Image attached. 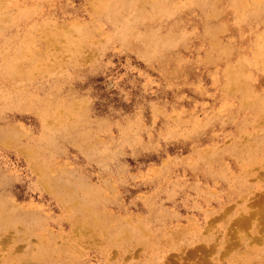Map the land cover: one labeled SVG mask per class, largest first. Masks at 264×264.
Listing matches in <instances>:
<instances>
[{
  "label": "rangeland",
  "instance_id": "1",
  "mask_svg": "<svg viewBox=\"0 0 264 264\" xmlns=\"http://www.w3.org/2000/svg\"><path fill=\"white\" fill-rule=\"evenodd\" d=\"M120 1L0 0V264H264V0Z\"/></svg>",
  "mask_w": 264,
  "mask_h": 264
},
{
  "label": "bare ground",
  "instance_id": "2",
  "mask_svg": "<svg viewBox=\"0 0 264 264\" xmlns=\"http://www.w3.org/2000/svg\"><path fill=\"white\" fill-rule=\"evenodd\" d=\"M213 1H214V0H213ZM238 1H240V0H238ZM247 1H249V0H247ZM259 1H262V0H259ZM18 2H19V1H18ZM131 2H132V0H121L120 2H117V3L113 4L112 8H114L115 10H123V14H127L128 11H132V4H131ZM248 3H249V2H248ZM259 3H260V2H259ZM245 4H246V3H245ZM234 6H235V5H234ZM229 7H230V6H229ZM43 8H44V7H43ZM250 8H251V7H250ZM254 8H255V7H254ZM10 9H11V8H10ZM44 9H45V8H44ZM247 9H248V8H247ZM11 10H12V9H11ZM211 10H212V9H211ZM245 10H246V9H245ZM251 10H252V9H251ZM41 11H42V10H41ZM221 11H222V10H221ZM241 11H243V10H241ZM42 12H43V11H42ZM42 12H41V13H42ZM251 12H252V11H251ZM211 14H212V13H211ZM18 15H19V14H18ZM212 15H213V14H212ZM212 15H211V16H212ZM214 15H215V14H214ZM236 16H237V15H236ZM1 17H3V15H2ZM5 18H6V17H5ZM15 19H16V18H15ZM3 20H4V19H3ZM23 20H24V19H23ZM235 20H236V19H235ZM13 21H14V20H13ZM237 21H238V20H237ZM14 22H15V21H14ZM25 22H26V21H25ZM18 23H19V22H18ZM18 23H17V24H18ZM38 23H39V22H38ZM38 23H37V24H38ZM37 24H36V25H37ZM0 25H2V24H0ZM223 25H224V24H223ZM27 27H28V26H27ZM17 28H18V27H17ZM9 30H10V29H9ZM9 30H8V31H9ZM10 31H11V30H10ZM15 36H17V35H15ZM16 38H17V37H16ZM180 38H181V37H180ZM14 39H15V38H14ZM8 42H9V41H8ZM8 42H7V43H8ZM158 48H159V47H156V50H159ZM160 51H163V50H160ZM164 52H165V51H164ZM145 53H146V52H145ZM162 55H163V52H162ZM219 58H220V57H219ZM16 61H18V60H16ZM20 64H21V63H20ZM15 65H16V64H15ZM18 68H19V66H18ZM18 68H17V69H18ZM14 69H15V68H14ZM14 69H12V70H14ZM17 69H16V70H17ZM8 70H9V69H8ZM12 70H11V71H12ZM11 71H10V72H11ZM253 202H254V201H253ZM253 202H252V205H253ZM254 204H255V203H254ZM258 205H259V203H258V204L256 203V206H258ZM250 206H251V205H249V207H250ZM260 206H262V205L260 204ZM253 207H255V206H253ZM258 207H259V206H258ZM226 209H227V208H226ZM260 211H261V214L264 213L262 209H261ZM260 211H259V212H260ZM224 212H225V210H224ZM224 212H223V213H224ZM250 212H251V211H249V214H251ZM253 212H254V215H256L257 212H255V210H254ZM253 212H252V213H253ZM259 212H258V213H259ZM251 215H252V214H251ZM251 215H250V216H251ZM254 215H252V216H254ZM259 215H260V213H259ZM240 216H241V214H240ZM242 216H243V215H242ZM246 216H247V215H246ZM261 216H262V215H261ZM243 218H245V217H243ZM248 218H249V217H248ZM256 219H257V218H256ZM258 220H259V219H258ZM260 220H262V219H260ZM211 221H212V220H211ZM214 221H215V220H214ZM246 221H248V220H246ZM246 221H245V222H246ZM249 221H250V220H249ZM209 222H210V221H209ZM233 222H234V221H233ZM249 223H250V222H249ZM211 224H212V223H211ZM230 224H231V223H230ZM259 224H260V223H259ZM238 225H239V224H238ZM260 225H262V224H260ZM231 226H232V225H231ZM236 226H237V225H236ZM229 227H230V226H229ZM237 227H238V226H237ZM260 228H261V227H260ZM260 228H259V230H261ZM234 229H235V228H234ZM238 229H239V228H238ZM230 230H231V229H230ZM239 230H240V229H239ZM232 231H233V230H232ZM228 233H229V232H228ZM230 233H231V232H230ZM237 237H238V236H237ZM231 238H232V237H231ZM234 238H236V237H234ZM252 238H253V237H252ZM238 240H239V239H238ZM238 240L236 241V244H237ZM253 240H254V239H253ZM253 240H252V241H253ZM8 241H9V240H8ZM238 243H239V242H238ZM250 243H251V242H250ZM237 245H238V244H237ZM210 246H211V245H210ZM233 246H234V244H233ZM197 247H198V246H197ZM197 247H196V248H197ZM202 247H203V246H202ZM205 247H206V246H205ZM212 247H213V246H212ZM212 247H211V248H212ZM230 247H231V246H230ZM194 248H195V247H194ZM209 248H210V247H209ZM205 249H206V248H205ZM227 249H228V248H227ZM231 249H232V248H231ZM213 250H214V249H213ZM228 250H230V249H228ZM225 251H227V250H225ZM201 252H202V251H201ZM185 253H186V252H185ZM221 253H222V252H221ZM207 254H208V253H207ZM210 254H211V253H210ZM186 255H187V253H186ZM196 255L198 256L197 253H196ZM196 255H195V256H196ZM205 255H206V254H205ZM226 255H227V253H226ZM195 256H193V257H195ZM221 256L223 257V255H221ZM197 258H198V257H197ZM199 258H200V254H199ZM203 258H205V257H203ZM201 259H202V258H201ZM177 260H178V259H177ZM193 264H194V263H193Z\"/></svg>",
  "mask_w": 264,
  "mask_h": 264
}]
</instances>
